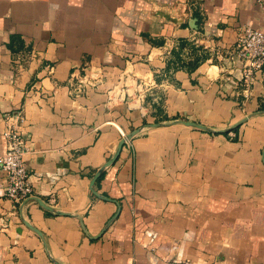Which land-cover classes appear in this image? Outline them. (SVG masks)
I'll use <instances>...</instances> for the list:
<instances>
[{
	"label": "crops",
	"instance_id": "obj_1",
	"mask_svg": "<svg viewBox=\"0 0 264 264\" xmlns=\"http://www.w3.org/2000/svg\"><path fill=\"white\" fill-rule=\"evenodd\" d=\"M243 26L264 30V0H0V154L11 124L32 196L85 230L6 199L0 171V264H53L21 219L63 264H264V113L228 133L171 123L264 111V65L245 82L233 47ZM155 122L94 196L120 137Z\"/></svg>",
	"mask_w": 264,
	"mask_h": 264
},
{
	"label": "built area",
	"instance_id": "obj_2",
	"mask_svg": "<svg viewBox=\"0 0 264 264\" xmlns=\"http://www.w3.org/2000/svg\"><path fill=\"white\" fill-rule=\"evenodd\" d=\"M195 44V41H191ZM197 44V43H196ZM204 49L209 48L208 40L201 43ZM235 54L243 61L242 79L252 80L253 72L261 70L264 65V30L243 26L234 42ZM137 97L142 98L147 88L140 83ZM146 87V88H145ZM5 141L4 152L0 154V171L5 184L3 196L14 204H18L32 196V187L27 180V169L22 159L23 142L19 132L8 124L2 131ZM164 264H193L187 259L167 260Z\"/></svg>",
	"mask_w": 264,
	"mask_h": 264
},
{
	"label": "water",
	"instance_id": "obj_3",
	"mask_svg": "<svg viewBox=\"0 0 264 264\" xmlns=\"http://www.w3.org/2000/svg\"><path fill=\"white\" fill-rule=\"evenodd\" d=\"M260 113H264V111H254V112H251V113H248L246 115H244L243 117H241L240 119L236 120L235 122H233L232 124H230L229 126H226L224 128H220V129H213L211 127H208V126H205V125H202V124H199V123H194V122H191V121H188V120H179V119H173L171 121V123L173 122H179L185 126H191V127H194V128H197L199 130H204V131H207V132H211V133H228L230 131H232L233 129H235L236 127H238L240 124H242L243 122H245L248 118L256 115V114H260ZM166 123L164 122H155V123H149V124H145V125H142V126H139V127H136L134 129H132L131 131L125 133L124 135H122L120 137V139L118 140L117 144H116V147H115V150L113 151V153L111 154V156L105 160L95 171L94 173L92 174L89 182H88V190L96 197L98 198H101V199H105V200H109L108 198H105L99 194H97L94 189H93V183L94 181L98 178V176L103 172V170L109 166L110 164L113 163V161L116 159V157L118 156V153L120 151V148L121 146L126 143L127 141H129L135 134H137L142 128L144 127H155V126H161V125H165ZM261 160H262V164L264 166V146L262 147L261 149ZM27 200H35L37 202V204L39 206H41L44 210H46L47 212L49 213H52V214H57V215H66V216H72V217H75L79 220V223H80V227L81 229L85 232L84 230V227L82 225V222L80 220V216L75 214V213H71V212H66V211H61V210H57V209H54L48 205H46L44 202H42L39 198L35 197V196H30L28 198H26L25 200L22 201L21 205L27 201ZM116 215V212L114 213V215L106 222L105 226L103 229H105V227H107L108 223L113 219V217ZM22 223L27 227L29 228L30 230H32L40 239L41 243H42V246L43 248L45 249V252L49 258V260L53 263V264H63V263H60L58 261H56L55 259H53L52 257H50L46 251V248H45V242L43 240V237H42V234L36 229L34 228L32 225H30L28 222L24 221L23 219H21ZM88 236V235H87ZM89 238H92L89 236ZM94 238V237H93Z\"/></svg>",
	"mask_w": 264,
	"mask_h": 264
},
{
	"label": "trees",
	"instance_id": "obj_4",
	"mask_svg": "<svg viewBox=\"0 0 264 264\" xmlns=\"http://www.w3.org/2000/svg\"><path fill=\"white\" fill-rule=\"evenodd\" d=\"M194 45L191 41H187V40H181V42H179V47L181 48V46L183 45H187V46H192ZM196 47H199V45H197ZM199 49V48H197ZM204 58V56H195L194 58H192V60L190 62H188L187 66L189 68H194L197 64H198V61H201L202 59ZM260 109L264 110V103L260 104ZM100 176H98V178L95 180V183L98 181Z\"/></svg>",
	"mask_w": 264,
	"mask_h": 264
},
{
	"label": "rangeland",
	"instance_id": "obj_5",
	"mask_svg": "<svg viewBox=\"0 0 264 264\" xmlns=\"http://www.w3.org/2000/svg\"><path fill=\"white\" fill-rule=\"evenodd\" d=\"M199 46H201V44H199ZM206 50V49H205Z\"/></svg>",
	"mask_w": 264,
	"mask_h": 264
}]
</instances>
